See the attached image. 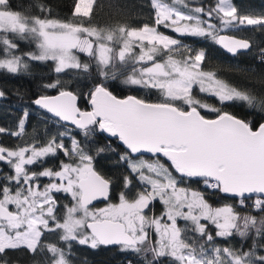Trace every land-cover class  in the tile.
<instances>
[{"label": "snow or ice", "instance_id": "6c2138e0", "mask_svg": "<svg viewBox=\"0 0 264 264\" xmlns=\"http://www.w3.org/2000/svg\"><path fill=\"white\" fill-rule=\"evenodd\" d=\"M104 7L0 0V80L34 86L0 125V264H77V247H115L124 264H264V91L209 51L249 56L264 82V10L147 0L141 18L109 4L116 22L101 25Z\"/></svg>", "mask_w": 264, "mask_h": 264}, {"label": "trees", "instance_id": "16d2710c", "mask_svg": "<svg viewBox=\"0 0 264 264\" xmlns=\"http://www.w3.org/2000/svg\"><path fill=\"white\" fill-rule=\"evenodd\" d=\"M24 0H14V3H22ZM98 2L104 3L105 7L101 14L96 17V20L99 24L103 25L105 23H114L116 22V18L113 13L109 10V4H116L121 7H127L136 18L139 17L140 13H143L144 16L147 15L148 9L141 8V5H146L147 0H98ZM241 7L246 10H254L261 11L264 10V0H238ZM55 5L57 6V10L61 13V16L68 13L69 7L72 4V0H54ZM246 35H252L251 32L246 33ZM255 38L257 40H264V36H261L259 33L255 34ZM188 43H194V40L186 41ZM198 47L208 46V42H199L197 44ZM22 47H24L22 45ZM210 55L212 57L213 64H221L225 68L231 70L229 78L237 83L244 84L246 87L253 89L255 92L259 93L264 91V82L260 79V68L261 66L258 63H254L249 56H238L232 57L230 55L224 54L222 50L218 48V46H210L209 47ZM81 59H85V57H81ZM239 65L240 69L244 71L237 72L235 66ZM249 68H255V73H250L247 71ZM37 70L42 73H47L48 68L43 66H38ZM87 81H84L81 86L83 87ZM0 87H6L12 91L9 92V97L6 100H0V125L12 126L16 116L20 114V110L24 107H27L31 100L34 99L33 91L34 86L30 80L27 78H6L0 80ZM27 89V95H25L22 99L17 98L12 94L16 88ZM112 90L119 96H123L126 94H134L139 97H147L150 93L145 90H131L122 85H114ZM53 94V93H50ZM154 98V97H153ZM210 104H215L214 100L207 99ZM232 112H240L239 108H228L226 109ZM31 123L33 125H37L40 123V120L43 117V113L39 112L37 109L32 108ZM55 161H51L49 166H52ZM231 202V201H228ZM159 206L157 207V213L159 212ZM233 244L238 245V240L233 241ZM76 251L79 260L77 264H84L87 261V264H124L126 259V254L121 253L117 248H101L99 250H91L85 247H77L74 249ZM131 259V257H127Z\"/></svg>", "mask_w": 264, "mask_h": 264}, {"label": "rangeland", "instance_id": "374dc122", "mask_svg": "<svg viewBox=\"0 0 264 264\" xmlns=\"http://www.w3.org/2000/svg\"><path fill=\"white\" fill-rule=\"evenodd\" d=\"M103 204H97L96 207H103Z\"/></svg>", "mask_w": 264, "mask_h": 264}, {"label": "water", "instance_id": "95a60500", "mask_svg": "<svg viewBox=\"0 0 264 264\" xmlns=\"http://www.w3.org/2000/svg\"><path fill=\"white\" fill-rule=\"evenodd\" d=\"M53 94H54V93H53ZM126 95H134V94L129 93V94H126ZM126 95H123V96H126Z\"/></svg>", "mask_w": 264, "mask_h": 264}]
</instances>
